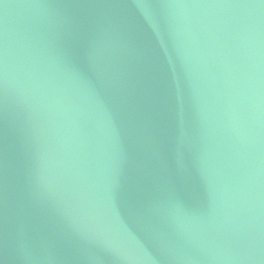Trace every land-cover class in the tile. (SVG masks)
I'll use <instances>...</instances> for the list:
<instances>
[{
  "label": "water",
  "instance_id": "1",
  "mask_svg": "<svg viewBox=\"0 0 264 264\" xmlns=\"http://www.w3.org/2000/svg\"><path fill=\"white\" fill-rule=\"evenodd\" d=\"M0 264H264V0H0Z\"/></svg>",
  "mask_w": 264,
  "mask_h": 264
}]
</instances>
